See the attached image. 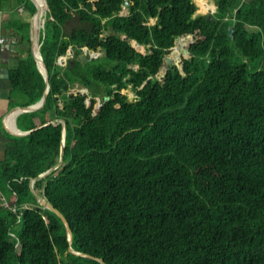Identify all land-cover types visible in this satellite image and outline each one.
I'll use <instances>...</instances> for the list:
<instances>
[{"label": "trees", "instance_id": "1", "mask_svg": "<svg viewBox=\"0 0 264 264\" xmlns=\"http://www.w3.org/2000/svg\"><path fill=\"white\" fill-rule=\"evenodd\" d=\"M44 1L48 92L15 126L64 122L61 165L32 188L89 258L28 189L58 158L60 125H45L0 152L21 206L0 211V264H264V0H195L212 15L192 0ZM28 27L13 28L25 49L7 109L44 89Z\"/></svg>", "mask_w": 264, "mask_h": 264}, {"label": "water", "instance_id": "2", "mask_svg": "<svg viewBox=\"0 0 264 264\" xmlns=\"http://www.w3.org/2000/svg\"><path fill=\"white\" fill-rule=\"evenodd\" d=\"M30 1L33 2L32 0H30ZM41 1L43 2V6H44L43 15H45L46 4H45L44 0H41ZM126 4L127 3L124 2V6H126ZM35 8H36V6H35ZM36 13H37V8H36L35 14ZM35 14L32 17V19H31V21H30V23L28 25L29 26L28 27L29 50H30V54L32 56V59L35 62V67H36L37 71L39 72V74L41 75V77L43 79L44 89H43V92L41 94V97L35 103H33L31 105H28V106H24V107H13V108L9 109L7 111V113L5 114V116L3 117L1 125H2V128L4 129L5 132H7L9 135H12L14 137L15 136H18V137L25 136V135L29 134L30 132H32V131H34V130L42 127V126H45V125H53V126L60 125V142H59V150H58L57 161H56L55 165H53L52 167L48 168L43 173H40L36 177H34L32 179H29L28 180V189H29L30 193L32 194V196L34 197V199L36 201V204L40 208L46 209V210L52 212L61 221V223H62V225L64 227L65 237H66V241H67V244H68L67 252L72 254V255H75V256H80V257H83V258H89L88 255L73 251L69 247V244H70V241H71V233H70V230H69L67 222L65 221V219L62 217V215L56 209H54L48 202H46V200L43 197L37 195L36 192L32 188V185H33L34 181L39 180V179L47 176L48 174H50L51 172L56 170L61 165L62 156H63L64 122L62 120H60V119H53V120H50L48 122L43 123L40 126H36L35 128H33L31 130H28V131H19L16 128V126H15V117L17 115H19L20 113L33 112V111H36V110L40 109L42 107L43 103H44L45 96H46V94L48 92L47 73H46L45 67L43 65V62L41 60L38 48L34 47V45H33V34H34V31L36 30V28L33 27V21L32 20L35 17ZM1 17H2V15L0 14V18ZM43 21L41 23L40 28H42ZM227 33H228V35H230V29H228ZM9 34H10V31L8 29H5L3 27V25L1 24V22H0V54H7L8 49L11 48V46L13 44H15L16 37L13 36V35H9ZM17 40L20 42L21 41V37H18ZM133 44H134V46H131L133 49L140 47L139 45H137L134 42H133ZM18 50L19 49H17V51ZM98 52H100V51H98ZM85 54H86V52L84 50L82 55L80 56V58H83V56H85ZM3 73H4V76H0V79H6L7 78V70H3ZM73 94L83 95L84 93H82L81 91H78V92L72 93L69 97H72ZM131 99H132V97L128 96V100L130 101ZM11 112H16V115H15V117L13 119V125H14L15 130H17V132H14L12 129L7 127L6 124H5V117L7 115H9ZM98 261L100 262V260H98Z\"/></svg>", "mask_w": 264, "mask_h": 264}, {"label": "crops", "instance_id": "3", "mask_svg": "<svg viewBox=\"0 0 264 264\" xmlns=\"http://www.w3.org/2000/svg\"><path fill=\"white\" fill-rule=\"evenodd\" d=\"M26 4L27 2H24V0H0V5H1L0 14L2 15V17L0 18V22L5 29H8L10 31L11 34H15L16 36H19L17 34L18 31L16 32L13 28L21 24H25V23L29 25L33 16L30 15V12H29L31 6H28V4L26 6ZM37 13H38V8H37ZM38 15L39 13L35 14V17L32 20L34 23ZM24 45H25L24 43L23 45H21L22 52L25 49ZM7 89H8V84L6 82V79L0 80V118H1L0 120V150L4 149L3 148L4 145H8L10 143V140L6 139L3 136V132H1V130L4 131L1 125L2 119L7 113V111L9 110L7 109L8 107H7V101H6ZM15 115L16 114L14 112L11 116L15 117ZM11 116L9 114L5 117L6 126L7 124L13 125V122L9 124V120Z\"/></svg>", "mask_w": 264, "mask_h": 264}, {"label": "rangeland", "instance_id": "4", "mask_svg": "<svg viewBox=\"0 0 264 264\" xmlns=\"http://www.w3.org/2000/svg\"><path fill=\"white\" fill-rule=\"evenodd\" d=\"M24 2H27V4H28V6H30V4L29 3H31V6H33V2H31L30 0H24ZM192 2L194 3V5H195V0H192ZM205 2H206V4H208V5H210V4H213L212 3V1L211 0H205ZM27 4H26V6H27ZM35 6V5H34ZM214 6V5H213ZM195 7H196V5H195ZM214 10H215V7H214ZM213 12L214 11H212L211 13H200L199 12V10L197 9V7H196V11H195V14H200V15H212L213 14ZM44 16V15H43ZM42 16V18H41V20L38 22V23H36L35 24V26L36 25H38L37 26V30L39 29L40 31H41V29L40 28H38V27H40L41 26V23H42V21L44 20V17ZM154 23V20H152V19H149V24H153ZM73 25H75L76 26V23H74ZM38 33V32H37ZM130 44H131V46H134V44H133V42H130ZM134 50L136 51L137 50V52H140V53H143V48L142 47H139V48H134ZM96 55H98V56H100L101 55V53L100 52H97L96 53ZM57 63L58 64H63L64 63V61H65V57H59L57 60ZM133 69H136V67H134ZM130 87L128 86L127 87V90H125V93H126V95H127V98H128V96H131L132 98H133V95H132V93H131V91H129L130 89H129ZM72 91H73V93H75V92H78V91H81L82 93H86V91L84 90V89H79V88H77V86H74L73 87V89H72ZM132 100V99H131ZM20 101V99L18 98H16L15 99V102H19ZM13 119H14V116H12L11 117V123L13 122ZM0 120H1V118H0ZM6 133V139H12V137H14V136H12V135H9L7 132H5ZM15 137H18V136H15ZM3 148L4 149H6L7 148V145H4L3 146ZM3 149V150H4ZM3 150H0V151H3ZM37 193V192H36ZM21 206H15L14 205V198H13V196L10 194V192L8 191V189H7V187L3 184V181H2V178H0V211H4L5 209H13V208H16V209H19ZM12 230H13V232L14 233H16L18 230H19V226L18 225H14L13 227H12Z\"/></svg>", "mask_w": 264, "mask_h": 264}, {"label": "flooded vegetation", "instance_id": "5", "mask_svg": "<svg viewBox=\"0 0 264 264\" xmlns=\"http://www.w3.org/2000/svg\"><path fill=\"white\" fill-rule=\"evenodd\" d=\"M16 37L15 44L11 46V48L8 49L7 54H0V76H4L3 70H10L17 66V62L20 58V52H21V45H23V41L21 38V41L19 42L17 38L19 36H16L15 34H9ZM17 49H19L17 51ZM3 80V79H0Z\"/></svg>", "mask_w": 264, "mask_h": 264}, {"label": "bare ground", "instance_id": "6", "mask_svg": "<svg viewBox=\"0 0 264 264\" xmlns=\"http://www.w3.org/2000/svg\"><path fill=\"white\" fill-rule=\"evenodd\" d=\"M33 1V3H34V5L38 8V13H39V15L36 17V19H35V23L33 22V27H35V28H37V26L38 25H36L35 26V24L36 23H38L40 20H41V18H42V16H43V13H44V6H43V2L41 1V0H32ZM39 19V20H38ZM38 20V21H37ZM37 21V22H36ZM14 112H11L10 113V116L13 114ZM15 114H16V112H15ZM12 117V116H11ZM11 123V118H10V120H9V124ZM9 126V128L10 129H12L14 132H17V130H15V128H14V125H12V124H10V125H8L7 124V127Z\"/></svg>", "mask_w": 264, "mask_h": 264}]
</instances>
